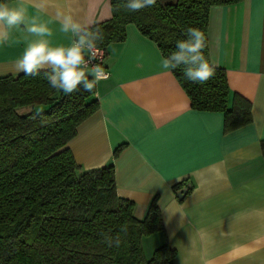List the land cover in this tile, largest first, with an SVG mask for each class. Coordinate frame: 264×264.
I'll list each match as a JSON object with an SVG mask.
<instances>
[{
    "label": "crops",
    "instance_id": "0c3cea01",
    "mask_svg": "<svg viewBox=\"0 0 264 264\" xmlns=\"http://www.w3.org/2000/svg\"><path fill=\"white\" fill-rule=\"evenodd\" d=\"M26 6L29 15L52 21L53 46L70 43L58 13L89 26L111 17L110 0H26ZM125 32L104 49L108 78L92 96L98 109L66 144L75 162L82 171L112 164L116 193L134 203L137 219L156 198L163 231L142 239L146 257L167 243L175 250L172 264H264V0L208 11V59L225 71L228 103L236 96L250 103L252 121L229 132L222 113L190 107L152 40L132 23ZM27 35L13 30L15 42L0 45V76L23 73L15 61ZM180 189H186L181 199Z\"/></svg>",
    "mask_w": 264,
    "mask_h": 264
},
{
    "label": "trees",
    "instance_id": "16d2710c",
    "mask_svg": "<svg viewBox=\"0 0 264 264\" xmlns=\"http://www.w3.org/2000/svg\"><path fill=\"white\" fill-rule=\"evenodd\" d=\"M240 1L157 0L154 7L132 12L123 7L126 0H110L111 17L90 27L103 30L97 46L105 49L123 41L132 23L167 57L187 38V28L206 36L210 6ZM203 54L208 59V47ZM215 67L204 85L188 81L181 68L171 72L190 107L222 113L223 131L229 132L252 121L250 103L236 96L229 105L225 71ZM95 92L96 87L66 95L50 86L43 71L35 77L0 76V264H172L175 250L167 243L150 257L143 250L144 237L163 231L156 198L137 219L134 203L116 193L114 166L82 171L66 146L98 109ZM260 147L264 156V140ZM125 226L127 235L121 232ZM101 233L119 234L120 246L102 243Z\"/></svg>",
    "mask_w": 264,
    "mask_h": 264
},
{
    "label": "clouds",
    "instance_id": "9594fccd",
    "mask_svg": "<svg viewBox=\"0 0 264 264\" xmlns=\"http://www.w3.org/2000/svg\"><path fill=\"white\" fill-rule=\"evenodd\" d=\"M156 4L157 0H126L123 7L135 12ZM57 15L60 31L71 34L67 46H53L50 38L54 33L49 27L52 21L45 22L39 15H29L26 0H18L15 5L0 0V45L15 42L11 40L13 30L27 33L26 47L22 56L15 61L17 74L23 72L35 77L43 71L50 86L66 95L80 90L93 92L101 79L108 78L101 64L92 63L101 54L97 45L104 40L103 30L81 24L71 15ZM186 32L187 38L177 41L176 50L167 57L162 56L161 67L168 71L181 68L188 81L204 85L215 75V62L206 59L203 54L207 47L204 32L194 27L187 28ZM29 37L34 39L29 40ZM127 231L126 226L121 228L124 235H127ZM101 236L102 243L110 248L121 244L119 234L113 237L101 233Z\"/></svg>",
    "mask_w": 264,
    "mask_h": 264
},
{
    "label": "built area",
    "instance_id": "2783aa9c",
    "mask_svg": "<svg viewBox=\"0 0 264 264\" xmlns=\"http://www.w3.org/2000/svg\"><path fill=\"white\" fill-rule=\"evenodd\" d=\"M100 49H101V54H100V56H99L96 60H94L92 63H93V64H94V63L101 64L102 67L104 68L105 73H106L107 76H108V70H107L106 67L104 66L105 52H104V49H102V48H100Z\"/></svg>",
    "mask_w": 264,
    "mask_h": 264
},
{
    "label": "water",
    "instance_id": "95a60500",
    "mask_svg": "<svg viewBox=\"0 0 264 264\" xmlns=\"http://www.w3.org/2000/svg\"><path fill=\"white\" fill-rule=\"evenodd\" d=\"M185 193H186V189H180L176 192V196L177 198L181 199Z\"/></svg>",
    "mask_w": 264,
    "mask_h": 264
},
{
    "label": "rangeland",
    "instance_id": "374dc122",
    "mask_svg": "<svg viewBox=\"0 0 264 264\" xmlns=\"http://www.w3.org/2000/svg\"><path fill=\"white\" fill-rule=\"evenodd\" d=\"M144 250V249H143Z\"/></svg>",
    "mask_w": 264,
    "mask_h": 264
}]
</instances>
